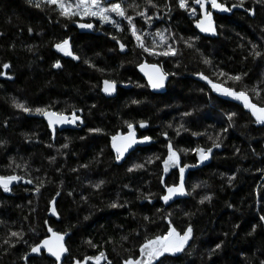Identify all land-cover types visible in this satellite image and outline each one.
Returning a JSON list of instances; mask_svg holds the SVG:
<instances>
[{"label":"trees","instance_id":"obj_1","mask_svg":"<svg viewBox=\"0 0 264 264\" xmlns=\"http://www.w3.org/2000/svg\"><path fill=\"white\" fill-rule=\"evenodd\" d=\"M35 2L0 0V72L5 73L0 76V175L22 177L9 192L0 188V264H55L46 251L25 255L50 235L48 227L67 233L63 264L76 260L94 264L84 258L101 251L107 258L101 264H123L129 256L139 255V245L146 238L167 232L169 222L178 232L189 225L193 231L185 250L161 258L163 264H261L264 124L256 123L250 111L228 96L212 91L196 74L236 91L245 90L252 102L264 105V0H243L242 11L214 15L215 39L196 32L198 12L192 0L186 3L196 10L195 15L181 9L177 0H152L155 7L147 0L117 1L133 17L148 47L160 52L171 44L177 50L174 56L144 52L132 37L127 20L114 13L110 16L119 22L120 31L94 17L66 19L55 5L41 3L37 8ZM219 2L227 7L240 4V0ZM140 11L152 19L136 15ZM79 23L93 24V28L80 32ZM157 31L167 38L164 44L155 35ZM112 37L126 46L125 54L118 52ZM66 38L78 60L55 49L54 44ZM189 38L191 48L185 44ZM252 44L262 53L255 59ZM204 58L211 63H203ZM57 60L59 68L53 67ZM143 60H156L155 65L168 74V82L159 91L143 80L139 67ZM4 64L10 67L5 69ZM220 71L246 75L233 82L219 76ZM104 80L116 81L114 98L101 95ZM254 88L260 92L259 98ZM13 101L65 115L75 111L83 124L77 130L56 131L52 139L41 114L25 113ZM228 113L236 114L231 127ZM140 121L146 122L144 128ZM126 122L134 125L138 138L150 140L116 163L111 136L125 133ZM217 133L221 146L213 148L208 166L198 168L196 154L181 151L211 147L209 136L216 139ZM169 142L178 152L180 166L189 165L184 185L191 194L176 195L165 206L160 199L165 194L161 177L167 185L180 183L178 168L163 171L161 161L167 156ZM133 164L144 166L129 172ZM229 177H234L231 182ZM42 181L36 193L34 189ZM100 181L101 187L94 188ZM193 185L200 186L193 189ZM205 195L211 199L200 203ZM114 202L120 207H109ZM11 232L22 235L12 237Z\"/></svg>","mask_w":264,"mask_h":264},{"label":"snow or ice","instance_id":"obj_2","mask_svg":"<svg viewBox=\"0 0 264 264\" xmlns=\"http://www.w3.org/2000/svg\"><path fill=\"white\" fill-rule=\"evenodd\" d=\"M31 4L33 0H28ZM41 3H46L48 5H55V9L58 10V13L61 17L66 19H73L74 17H94L99 20L101 24L104 23H111L114 27H116L117 31L121 30L119 22L112 19L110 13H114L117 17H122L123 19L127 20L129 25V31L131 32L132 37L137 41V46L142 48L144 52H148L150 54L162 55V56H174L176 55V48H174L171 44L167 45L166 48L160 52H155L153 48L148 47L144 40L142 39V34L139 33L138 29L133 22V17L126 14V10L122 4V2H108L106 3L105 0H36L34 6L37 8L41 7ZM147 3L152 5V0H147ZM177 3L181 9H187L191 14L195 15L196 10L188 8L186 0H177ZM192 3L199 5V11L201 16L195 22V26L201 32H211L215 33L216 29L214 27L213 22V13L206 8V4H210L212 9L223 11V12H230L234 7H243V0H240L239 5H232V7H227L225 4L218 2V0H192ZM155 7V5H152ZM131 8L138 7L136 5H129ZM250 14L254 13L251 9H245ZM136 15L144 17L146 20H151L152 17L147 16L144 11L136 12ZM80 28L91 29L93 25L90 23H82L78 24ZM31 31V29H29ZM264 31V29H262ZM160 38V43L164 44L165 40L167 39L162 32L157 31L155 34ZM116 40L117 44H119L120 49L123 51L125 49V45L120 42L119 39L116 37H112ZM191 39L189 38L188 41H185L187 47H193L191 43ZM175 43V42H173ZM153 44H156V41H153ZM54 47L57 51L62 52L66 56L72 57L74 60H78L79 57L73 53L70 46L69 39H64L59 43L54 44ZM257 45L252 44V50L254 52V59L256 57H260L262 55L261 52L256 51ZM252 53H250L251 55ZM85 63H88L86 60ZM203 63L210 64L211 62L207 59H203ZM60 61L57 60L53 67L59 68ZM3 67L5 69L9 68L10 65L4 64ZM140 70L144 71L146 65L141 64L139 65ZM153 69L152 72H145V76L147 77L148 86L152 89H160L165 86V79L167 77V73L163 72L157 65H150L147 66ZM5 75V73L0 72V76ZM200 79L207 81L209 86L211 87L212 91L220 93L224 96L231 97L235 100L240 101L243 104V107L250 111L252 117H254L255 122L259 124H264V105L257 104L251 101L249 98L247 91L241 90L236 91L232 87H224L222 84H218L213 82L209 77L203 75L202 73H197ZM219 76H227L229 80L233 82H240L242 81V76L246 74H236V75H229L220 71L218 73ZM104 87L102 91L105 94H112L116 91V81L113 80H104L103 81ZM252 91L256 94V96L260 97V92L257 91L255 88ZM132 103H138V101H132ZM13 106L17 109L22 110L25 113L35 112L37 114H41L45 117L48 122L49 128H53L54 125L57 124H75L80 117L75 115V111L71 114V118L65 115L63 112H55L48 110L46 108H35L31 109L27 107L24 103L13 101ZM183 115L188 116L190 113H184ZM235 113H228L227 119L229 121V127L232 126L231 122ZM82 122V121H81ZM127 124V133L117 132L115 135L111 136V147L115 151V159L120 161L126 152L129 149H132L134 145L137 143H142L145 141H149L150 137L144 136L142 138H137L136 132L134 129V125L130 122H126ZM139 126L144 128L146 126V122L140 121ZM180 128L183 129V125H180ZM89 131L99 132L100 129H90ZM227 129H222L221 132H226ZM179 135V132L177 133ZM204 133H193V135H203ZM166 135V134H165ZM220 133L216 134V139H213L209 136V140L212 142V146L208 148L196 147L193 149H182L181 151L188 152L192 151L197 156V163L203 162L210 158V155L213 151V148H219L221 144L218 142ZM62 147L66 148L67 144L62 145ZM54 159V158H50ZM159 159V157H157ZM151 159H149L148 163H151ZM163 165V171L167 173L170 168H178L180 173V183H174L172 185H167L164 182V178L161 177V183L164 184L165 187V194H163L160 199L167 203L176 195H190L191 193L186 192L185 185H184V173L185 169L189 167V165L180 166V157L178 152L174 150V147L171 142L167 145V156L164 157L161 161ZM143 164H133L131 168L128 169L129 172L133 171L134 169L142 168ZM19 167V165H17ZM234 177H229V182ZM22 177L18 175H0V188L3 189L4 192L10 191V185L14 181L21 180ZM26 183H33L32 180H27ZM103 181H100L93 185L94 188L99 189ZM43 186V181L37 185L34 189L36 193H39L40 188ZM200 185H193V189L199 187ZM59 195V193H57ZM71 195V193H69ZM211 197L205 195L202 197L200 203H203L206 200H210ZM51 203V202H50ZM109 207L116 208L120 207L117 203H112ZM231 207V205H229ZM53 215H56L55 208H51ZM185 215H188L185 213ZM87 219V217H85ZM144 219L147 221L149 218L146 216ZM164 219H168V217H164ZM261 221H264V216L260 217ZM47 224V221L45 222ZM256 225H253V231L255 230ZM50 235L46 236L44 239L40 240L39 243L34 244L31 246L30 251L31 253L41 254L42 250L46 251L50 256L55 258V264H63L62 255L68 251L65 247L64 237L67 233H60L54 231L51 227L47 229ZM192 227L189 225L183 232H178L176 228L172 225L171 222L168 224L167 232L159 235H155L153 238L148 239L146 238L144 243L139 245V255L136 257L129 256L127 259L123 261V264H163V260L161 258L165 256H173L177 253H181L185 250V245L188 244L191 236H192ZM10 235L12 237H19L22 233L18 232H11ZM121 239H127V237H122ZM8 243V241H5ZM91 244V241H89ZM92 247H96L95 244H91ZM221 247L220 244L216 245V248L219 249ZM26 256L28 254H25ZM105 253L103 251L99 252L98 255L93 257H85L84 260H92L94 264H101L102 260H106ZM74 264H84V261L76 260ZM108 264H111L109 261ZM261 264H264V261H261Z\"/></svg>","mask_w":264,"mask_h":264},{"label":"water","instance_id":"obj_3","mask_svg":"<svg viewBox=\"0 0 264 264\" xmlns=\"http://www.w3.org/2000/svg\"><path fill=\"white\" fill-rule=\"evenodd\" d=\"M115 1H117V0H105L106 3H108V2H115ZM218 2H219V0H218ZM198 8H199V5H198ZM206 8H207L209 11H212V13H213V22H214V27H215V29H216L215 33L213 34V33H211V32H201V31L195 26V24H194V28H195L196 32H197L200 36H202V37H204V38H210V39H215V38L218 37V31H217V26H216V23H215V20H214V15H219V16H230L234 11H242V8H241V7H234V8H232V10H231L230 12H223V11H219V10L212 9L210 4H206ZM200 16H201V13H200V11H199V18H200ZM199 18H198V19H199ZM198 19H197V20H198ZM79 24H82V23H79ZM92 25H93V24H92ZM76 27L78 28V30H79L80 32H83L84 30H87V31L90 32V30L92 29V28H91V29L80 28V27H78V24H77ZM116 44H117V42H116ZM117 49H118V52H119L120 54H125V53L127 52L126 46H125V49L122 51V50L120 49L119 44H117ZM103 87H104V85H103V82H102V84H101V89H100V93H101L102 96H104L105 98H108V99H110V98H114V97L116 96V93H117V87H118L117 84H116V91L113 92V93L110 94V95H109V94H105V93L102 91V88H103ZM228 98L231 99L232 101H235L239 106H241L242 108H244V107H243V104H242L240 101L235 100V99H233V98H231V97H228ZM244 109H245V108H244ZM67 116H68L69 118H71V115H67ZM39 117L43 120V122H44L45 125L47 126L48 131L50 132V134H51V136H52V139L55 138V132H56V131H61V130H65V129H69V130H77V129L79 128V126L83 124V120H82V118L80 117V120H78L75 124H57V125H54L53 128H49V126H48V122H47V120L45 119V117H44L43 115H40ZM81 121H82V122H81ZM127 131H128V129H127ZM127 131H126L125 133H127ZM135 132H136V131H135ZM136 136H137V138H138V134H137V132H136ZM138 139H139V138H138ZM144 144H145V142L137 143L136 145H134L132 149H129V151L125 153L124 157H123L120 161H117V160H116V163H122V162L126 159V157H127L131 152H133L135 149H137V148H139V147H142ZM110 149H111L112 154H113L114 157H115V155H116V154H115V151L112 149V147H111ZM196 162H197V156H196ZM210 162H211V155H210V158H209V159H207V160H205V161H203V162L197 163V166H198V168H203V167L208 166V165L210 164ZM17 183H18V181H14V182L10 185V187L16 185ZM173 200H174V197H173L170 201H168L167 203H165V202H163V201H162V203H163L165 206H168L170 203H172ZM64 240H65V237H64ZM42 251H43V250H42ZM35 255H37V254H35V253H31V252H30V253L28 254V257H33V256H35ZM101 262H102V261H101Z\"/></svg>","mask_w":264,"mask_h":264},{"label":"flooded vegetation","instance_id":"obj_4","mask_svg":"<svg viewBox=\"0 0 264 264\" xmlns=\"http://www.w3.org/2000/svg\"><path fill=\"white\" fill-rule=\"evenodd\" d=\"M194 6L196 7V10H197V12H198V14H199V8H198V5L194 3ZM155 63H156V60H154L153 62H147V63H144V60H143V63H142V64L146 65L144 71H141V70H140L141 72H143V75H142L143 80L145 79V80L147 81V77H146L145 74H144L145 72H152V71H153V69H151L150 67H147V66L154 65ZM168 80H169V76L167 75V77H166V79H165V83H167ZM150 88H151V87H150ZM151 89H152V88H151ZM152 90L159 91L160 89H152Z\"/></svg>","mask_w":264,"mask_h":264},{"label":"bare ground","instance_id":"obj_5","mask_svg":"<svg viewBox=\"0 0 264 264\" xmlns=\"http://www.w3.org/2000/svg\"><path fill=\"white\" fill-rule=\"evenodd\" d=\"M117 1H118V0H117ZM117 1H115V2H117ZM47 129H48V128H47ZM115 162H116V161H115ZM102 262H103V260H102ZM102 262H101V263H102Z\"/></svg>","mask_w":264,"mask_h":264},{"label":"rangeland","instance_id":"obj_6","mask_svg":"<svg viewBox=\"0 0 264 264\" xmlns=\"http://www.w3.org/2000/svg\"><path fill=\"white\" fill-rule=\"evenodd\" d=\"M198 18H199V14H198ZM182 233V232H181Z\"/></svg>","mask_w":264,"mask_h":264}]
</instances>
